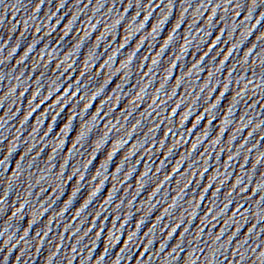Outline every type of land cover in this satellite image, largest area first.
<instances>
[{
  "label": "snow or ice",
  "instance_id": "obj_1",
  "mask_svg": "<svg viewBox=\"0 0 264 264\" xmlns=\"http://www.w3.org/2000/svg\"><path fill=\"white\" fill-rule=\"evenodd\" d=\"M0 163H3V161H0Z\"/></svg>",
  "mask_w": 264,
  "mask_h": 264
}]
</instances>
